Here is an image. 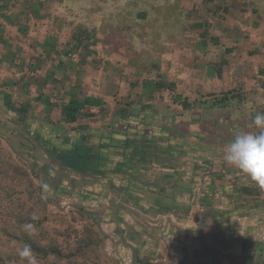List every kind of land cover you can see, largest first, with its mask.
<instances>
[{
    "label": "rangeland",
    "instance_id": "rangeland-1",
    "mask_svg": "<svg viewBox=\"0 0 264 264\" xmlns=\"http://www.w3.org/2000/svg\"><path fill=\"white\" fill-rule=\"evenodd\" d=\"M3 1L0 264H264V227L236 221L225 229L204 212L198 224L175 229L163 206L173 196H163L157 219L141 211V188L134 183L130 195L123 179L153 158L165 170L159 173H179L166 172L174 165L186 179L203 178L205 167L191 170L189 162L204 163L209 146L239 137L237 124L229 125L236 113L205 112L226 96L232 109L252 103L243 100V84L210 90L208 82L216 77L221 85L224 63L236 53L197 27L206 20L183 11L175 18L183 19L181 30L195 32L179 37L170 2L162 17L146 18L125 7L127 0H37L22 7L42 5L45 12L13 30L8 17L23 11V1ZM249 70L244 75L252 76ZM228 74L236 78L237 71ZM71 97L101 98L102 105L67 123L63 108ZM72 149L92 163L79 170L63 164L60 153ZM172 183H163L164 193ZM194 184L184 179L175 191ZM196 201L181 196L179 217Z\"/></svg>",
    "mask_w": 264,
    "mask_h": 264
},
{
    "label": "crops",
    "instance_id": "crops-1",
    "mask_svg": "<svg viewBox=\"0 0 264 264\" xmlns=\"http://www.w3.org/2000/svg\"><path fill=\"white\" fill-rule=\"evenodd\" d=\"M20 1H23L21 7L38 3L37 0ZM3 2L11 3L12 1L4 0ZM136 2L127 0L124 6H131L132 11L135 10V13L141 17L146 16V18L149 14H158L162 17L164 11H167L165 5L170 2L171 6L168 11L172 12V25L177 29L175 32L179 37L190 35L195 31L192 28L181 30V20L183 19H175L177 15L186 11L194 18L202 16L206 23L199 21L200 23H196L197 27L203 28L204 32H210L207 37H218L226 52L234 51L236 53L233 62L224 63L222 81L219 83L221 85L216 84V80H218L216 77H212V80L208 82L211 84L210 90H212V85L218 86L216 89L222 90L223 85L234 84L233 86L238 87L243 84V91H245L243 100H252V103L249 105L244 103L237 110L227 107L229 103L226 104V108L216 104L215 110L206 109V114L209 111H222L223 109H226L228 115L234 116L236 113L239 118L237 121H229V125L237 124L233 125L232 129L238 131L239 137L243 135L244 137L238 139L239 137L236 135L232 138L233 141L209 146L211 148H207L204 153L206 162H202L203 164L200 160L197 163L196 158L192 159L193 161L189 162L190 166L188 167L191 170L205 167L206 172L203 178L198 179L192 176L186 179L182 176L181 170L175 168L174 165L173 169H167L166 172L179 173L169 175L168 173H159V170L165 171L161 167L160 160L148 159L147 162L140 163L135 167L140 173L128 171L124 176V181L130 183L128 194H134L133 188L136 183V186L141 188L139 189L140 198H143L140 204L141 211L156 213L157 219L161 217L159 211L162 210L163 196L165 194L173 196L169 203H164L163 206L168 208L166 209L167 213L177 225V227L173 226L175 229L188 228L198 224L199 217L204 212L210 213V219H214L219 227L225 229L231 228L236 221L239 222V226H248L252 223L256 227H264V0H140V4L138 3L140 6ZM24 3L27 4L23 5ZM22 10L27 15L21 11L18 16L8 17L11 29L18 28V23L22 19L31 22L33 19L39 18V14L45 12L42 5H37L30 11H27L26 7H22ZM215 11L218 13L216 16L214 15ZM174 19L177 21L175 22ZM40 47L46 48L45 45ZM231 69L237 71L236 78L229 76L228 72ZM245 69L247 71L250 69L249 73L252 72L253 75L250 77L244 75ZM237 97L238 95L235 99ZM70 99L78 98L71 97ZM245 116H248V119ZM254 133H257L256 136ZM248 138L250 139L247 140ZM209 151L212 158H209ZM184 179L194 180V186L199 187L189 188L188 192L184 189V193H176L175 189L183 190L180 185ZM164 182L172 183L170 192L164 193ZM175 186L176 188H174ZM181 196H188L192 202L197 200L191 207L185 206L188 210L185 218L179 217L182 216L180 212L182 205L179 203ZM125 202L127 201L125 200ZM218 214H221V218L216 220L215 216ZM168 224L169 222L166 223V228H168Z\"/></svg>",
    "mask_w": 264,
    "mask_h": 264
},
{
    "label": "trees",
    "instance_id": "trees-1",
    "mask_svg": "<svg viewBox=\"0 0 264 264\" xmlns=\"http://www.w3.org/2000/svg\"><path fill=\"white\" fill-rule=\"evenodd\" d=\"M222 68V66H221ZM220 68V69H221ZM219 74L221 75V70L219 71ZM163 87V84L161 85ZM181 98H178L176 101H179ZM229 98L228 96L224 97L219 101L217 104L219 107H225ZM8 108L12 111H18V109L11 104V100L8 98L6 99ZM102 101L101 99H95L92 97H88L84 99L83 101H80L78 99H71L69 103L63 108V115L65 118V121L67 123H74L78 120L79 113L83 110H85L87 107H99L101 106ZM184 105H186L184 103ZM61 161L63 164L67 165L68 167L79 170L81 169L85 164H91V160H89L87 155L81 154L78 150L72 149V150H65L60 153Z\"/></svg>",
    "mask_w": 264,
    "mask_h": 264
},
{
    "label": "flooded vegetation",
    "instance_id": "flooded-vegetation-1",
    "mask_svg": "<svg viewBox=\"0 0 264 264\" xmlns=\"http://www.w3.org/2000/svg\"><path fill=\"white\" fill-rule=\"evenodd\" d=\"M89 150V149H88Z\"/></svg>",
    "mask_w": 264,
    "mask_h": 264
}]
</instances>
